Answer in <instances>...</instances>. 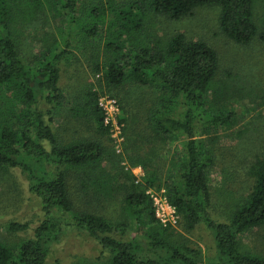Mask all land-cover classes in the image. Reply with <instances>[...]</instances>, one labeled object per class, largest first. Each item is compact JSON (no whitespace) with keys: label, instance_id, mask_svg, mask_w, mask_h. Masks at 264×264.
<instances>
[{"label":"trees","instance_id":"1","mask_svg":"<svg viewBox=\"0 0 264 264\" xmlns=\"http://www.w3.org/2000/svg\"><path fill=\"white\" fill-rule=\"evenodd\" d=\"M121 1L107 4L112 24L100 47L95 38L102 31L104 6L92 7L89 27L75 30L78 0H0V91L5 92L7 104L4 112L0 110V166L23 174L40 207L29 237L9 247L0 242V264H47L53 245L73 231L87 234L100 247L92 262L76 264H264V256L243 250L239 239L264 223V140L248 168L252 177L248 192L232 201L224 221L211 213L209 170L216 154L210 139L200 137L204 126L228 123L235 115L234 111L211 114L204 107L218 67L215 51L204 41L186 40L181 34L164 48L137 39L145 34L148 14L178 19L197 7L214 5L219 8L220 31L235 43L248 44L257 31L254 0ZM46 10L54 12L65 36L59 45L57 40L46 43L40 54L27 53L21 37L33 21L32 27L39 19L40 25L46 21L39 17ZM261 21L264 27V0ZM74 32L91 47L83 55L90 61L91 73L99 72L107 87L122 92L132 87L129 95L141 89L139 101L126 110L130 120L127 117L124 149L129 161L148 173L145 186L135 183L131 173L116 171L120 157L114 150L106 153L102 137L108 134V126L97 104L98 94L87 90L76 96L59 87L60 64L70 59ZM119 95L121 103L130 104L129 97ZM67 101L75 108L68 107ZM64 110L76 123L72 131L79 133L82 125L97 137L60 135L51 125ZM202 115L208 118L201 120ZM177 140L182 141V152L171 157L162 181L166 198L179 216L178 233L158 224L145 193L163 172L159 161L167 151L161 147L169 148ZM147 164L153 167L149 171ZM70 174L79 183L75 194L70 190ZM110 193H116L124 219L112 221L76 204L80 195L109 199ZM198 224L210 232L213 260H205L202 249L189 245L181 234ZM8 229L26 231L27 224L10 223Z\"/></svg>","mask_w":264,"mask_h":264},{"label":"rangeland","instance_id":"2","mask_svg":"<svg viewBox=\"0 0 264 264\" xmlns=\"http://www.w3.org/2000/svg\"><path fill=\"white\" fill-rule=\"evenodd\" d=\"M109 1L116 0H78L77 14L78 20L74 25L75 30L82 27H89V10L94 6H104L106 15L103 22L100 23L102 31L99 37L95 38V43L103 46L106 34V28L112 24L108 13L107 4ZM120 1V0H117ZM127 0H122L124 2ZM217 6H200L195 8L190 14L178 19L166 17L164 15L148 16L144 20L145 34L137 37L140 43L150 44L152 47H166L169 40L177 34H181L186 40L200 39L209 45L216 53L218 58V67L213 78L211 89L206 95L204 107L211 114L226 113L234 111L235 115L228 123L222 125H207L202 129L200 139H210L214 153L216 154V163L209 170V187L211 193L212 217L216 220L224 221L229 207H232V201H237L252 185V177L248 173V168L252 159L260 153V145L264 140V27L262 26L263 0H254L253 20L257 27L256 35L248 44L235 43L227 38L218 26ZM39 17H45L43 26L36 23L33 27V21L24 31L21 37V45L28 52L40 54L46 43L57 40L59 45L65 36V30L62 24L56 19L54 12L46 10L39 14ZM99 23H97L98 25ZM70 59L60 64L59 87L64 92H73L76 96H82L87 90H92L98 94L97 102L101 98H112L117 104V121L120 125V133L116 135L108 128L106 137H102L106 146V153L114 150L115 155L120 157L119 168L116 171L124 170L132 174L137 184L145 186L148 173L138 163L132 164L129 161L124 149L127 123L130 120L126 110L134 101H139L141 89L133 90L132 87L112 90L100 80V73H91L88 59H85V53L91 52V47L83 45L80 41V35L73 33L70 40ZM23 48V49H24ZM84 49H87L86 52ZM25 52V50H24ZM102 48L99 51V59ZM31 53V54H32ZM102 61V60H101ZM130 98V104H123L117 96ZM144 93V92H143ZM129 95V96H128ZM139 96V97H138ZM121 97V96H120ZM124 98V99H125ZM68 107H73L72 101H67ZM7 108L6 94L0 91V110ZM75 108V106H74ZM63 113L55 115L52 128L60 135L84 137H94L97 135L90 132L88 128L82 125L78 126L79 133L72 131L76 123L69 116ZM128 117V122H127ZM207 116H201V120L207 119ZM209 126V127H208ZM206 135V136H205ZM180 142L174 141L169 148L165 146L164 159L159 161L163 169L159 178L145 189V193L151 192L166 197V190L162 179L166 176L165 167L173 156H180ZM115 165L113 164L112 168ZM105 167L110 169L106 163ZM152 166L147 164V169ZM166 167V170H167ZM153 168V167H152ZM70 190L73 194L79 191L78 182L74 174H70L68 179ZM114 191V188L111 187ZM80 195V194H79ZM111 198H94L90 195H80L78 207L94 210L96 214L110 218L112 221L124 219L121 215L122 206L117 199L116 193L109 194ZM150 199V197H149ZM151 201V199H150ZM169 202V201H168ZM154 217L162 227H169V231L180 232L179 216L175 210V224L162 225L154 213V207L151 202ZM40 217V207L37 197L28 189L27 181L23 174L15 168L0 166V242L6 246H14L21 238L29 237L32 234V227L37 223ZM10 223L27 224L26 231H11L8 229ZM171 227V228H170ZM188 244L202 249L203 257L206 260H213L215 251L210 232L204 225L198 224L191 231L181 233ZM240 246L243 250L264 256V223L258 227H253L245 231L239 237ZM100 253V247L95 239L85 233L75 231L63 235L60 240L53 245L52 255L47 264H76L86 259L92 262ZM91 259V260H90Z\"/></svg>","mask_w":264,"mask_h":264},{"label":"built area","instance_id":"3","mask_svg":"<svg viewBox=\"0 0 264 264\" xmlns=\"http://www.w3.org/2000/svg\"><path fill=\"white\" fill-rule=\"evenodd\" d=\"M98 106L103 111V123L108 126L114 133H120V125L117 121V104L112 98H101L97 102ZM152 205L154 207V213L162 225L175 224V208L168 202L164 196L157 195L154 192L149 193Z\"/></svg>","mask_w":264,"mask_h":264}]
</instances>
